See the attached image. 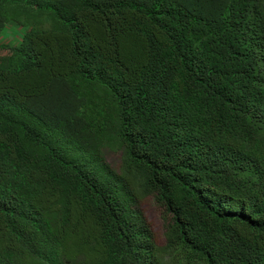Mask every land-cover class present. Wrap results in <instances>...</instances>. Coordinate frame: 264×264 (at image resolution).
Returning a JSON list of instances; mask_svg holds the SVG:
<instances>
[{"label":"trees","instance_id":"16d2710c","mask_svg":"<svg viewBox=\"0 0 264 264\" xmlns=\"http://www.w3.org/2000/svg\"><path fill=\"white\" fill-rule=\"evenodd\" d=\"M0 264H264V0H0Z\"/></svg>","mask_w":264,"mask_h":264},{"label":"rangeland","instance_id":"374dc122","mask_svg":"<svg viewBox=\"0 0 264 264\" xmlns=\"http://www.w3.org/2000/svg\"><path fill=\"white\" fill-rule=\"evenodd\" d=\"M22 32H23V28L17 27L14 24H10L6 27L5 32L3 33L4 40L6 39L7 41L18 40ZM119 155L120 152H116L114 150L109 151L107 153V160L114 163L116 160H119L120 157ZM141 207L144 210V213L146 215V218L150 222V225L152 226L153 230L156 232L157 236L159 237L158 239L160 240L162 221L159 217L158 210L154 207L152 201L148 199L142 202Z\"/></svg>","mask_w":264,"mask_h":264}]
</instances>
